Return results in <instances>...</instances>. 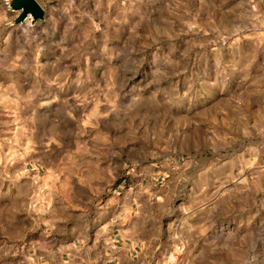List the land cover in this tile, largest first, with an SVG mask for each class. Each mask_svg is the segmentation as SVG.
<instances>
[{
    "label": "rangeland",
    "instance_id": "rangeland-1",
    "mask_svg": "<svg viewBox=\"0 0 264 264\" xmlns=\"http://www.w3.org/2000/svg\"><path fill=\"white\" fill-rule=\"evenodd\" d=\"M38 1L0 0V264L131 197L143 264H264V0Z\"/></svg>",
    "mask_w": 264,
    "mask_h": 264
},
{
    "label": "crops",
    "instance_id": "crops-1",
    "mask_svg": "<svg viewBox=\"0 0 264 264\" xmlns=\"http://www.w3.org/2000/svg\"><path fill=\"white\" fill-rule=\"evenodd\" d=\"M138 201L131 197L121 202L125 213L118 226L110 224L87 244L75 238L69 240L37 256L32 264H143L147 241L136 225L141 212Z\"/></svg>",
    "mask_w": 264,
    "mask_h": 264
},
{
    "label": "water",
    "instance_id": "water-1",
    "mask_svg": "<svg viewBox=\"0 0 264 264\" xmlns=\"http://www.w3.org/2000/svg\"><path fill=\"white\" fill-rule=\"evenodd\" d=\"M11 7L19 11L17 23L25 22L28 18L36 22L46 17V11L38 0H11Z\"/></svg>",
    "mask_w": 264,
    "mask_h": 264
}]
</instances>
